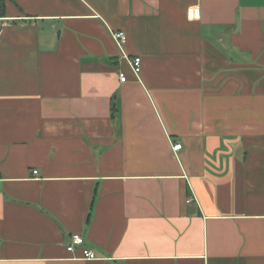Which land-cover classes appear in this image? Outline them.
I'll return each instance as SVG.
<instances>
[{
  "label": "crops",
  "instance_id": "1",
  "mask_svg": "<svg viewBox=\"0 0 264 264\" xmlns=\"http://www.w3.org/2000/svg\"><path fill=\"white\" fill-rule=\"evenodd\" d=\"M0 28V264H264V0H6Z\"/></svg>",
  "mask_w": 264,
  "mask_h": 264
},
{
  "label": "built area",
  "instance_id": "2",
  "mask_svg": "<svg viewBox=\"0 0 264 264\" xmlns=\"http://www.w3.org/2000/svg\"><path fill=\"white\" fill-rule=\"evenodd\" d=\"M2 33H3V31L0 28V37L2 36ZM113 39L116 42L117 46L120 48L123 56L125 58L129 59L130 66H131L134 74L137 77H139L141 74V71H142V59L140 57L129 58V56H127V54L125 53L124 46L127 42L126 33L123 31H114L113 32ZM119 77H120V81L122 83H125L128 80L125 73H121ZM182 148H183V146L180 143L173 145V151L176 153L181 151ZM34 174H37V171H34ZM190 201H195V198L192 196ZM85 243H86V241L82 236L74 235L72 237L71 244L68 246L67 250H68V252L75 254V255H76L77 250H80V252H81L80 257L81 258L91 260V261L99 260L98 257L96 256V254L93 251L89 250L85 246Z\"/></svg>",
  "mask_w": 264,
  "mask_h": 264
},
{
  "label": "trees",
  "instance_id": "3",
  "mask_svg": "<svg viewBox=\"0 0 264 264\" xmlns=\"http://www.w3.org/2000/svg\"><path fill=\"white\" fill-rule=\"evenodd\" d=\"M6 16V0H0V18Z\"/></svg>",
  "mask_w": 264,
  "mask_h": 264
}]
</instances>
